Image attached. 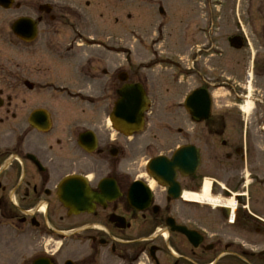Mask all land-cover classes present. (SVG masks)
Wrapping results in <instances>:
<instances>
[{
	"label": "flooded vegetation",
	"instance_id": "obj_1",
	"mask_svg": "<svg viewBox=\"0 0 264 264\" xmlns=\"http://www.w3.org/2000/svg\"><path fill=\"white\" fill-rule=\"evenodd\" d=\"M249 1L254 15L245 29L227 18L236 30L224 44L206 36L189 58L144 63L130 50L119 59L116 18L104 40L70 3L38 15L0 5V264H264V187L233 171L247 158L239 108L251 103L264 126V0ZM23 18L36 24L32 37L13 31ZM62 18L77 25L55 26ZM126 87L149 100L139 133L115 111ZM159 113L172 122L157 123ZM184 149L185 164L174 162ZM217 162L231 163L238 187L217 178L224 186L213 180L209 193L222 205L188 200Z\"/></svg>",
	"mask_w": 264,
	"mask_h": 264
},
{
	"label": "rangeland",
	"instance_id": "obj_2",
	"mask_svg": "<svg viewBox=\"0 0 264 264\" xmlns=\"http://www.w3.org/2000/svg\"><path fill=\"white\" fill-rule=\"evenodd\" d=\"M85 2L90 3L89 7L85 6ZM69 3L76 6L82 17L78 25L101 29L104 40L111 35L109 28L114 26V18H116L117 34L115 27L112 28L113 37L118 40L119 54L130 50L136 63L156 59L189 58L192 47L189 49L188 46L193 43L199 46L206 36L212 38L213 42L224 44L236 30L226 19L235 16L236 24L238 22L245 29L247 18L254 15L257 6V3L249 0L234 2L230 0H15V4H23L26 8L24 12H30L31 15H38V7L44 4L54 8L55 5ZM159 9L164 11V15L160 14ZM14 13V11L8 13V18H13ZM68 20L69 23L71 22L69 25H77L76 19ZM68 20L62 18L60 24L54 25L66 26ZM248 37L250 42L255 44V36L249 34ZM123 55L120 54L119 59ZM232 64L234 73H239L243 64L236 65L234 61ZM255 76L257 77L256 69ZM170 97L162 99V102L169 103L172 100ZM170 116L174 115L159 113L157 123L172 122ZM244 117L250 124L245 130L247 161L243 165L234 164L233 171L242 170L243 173L239 175L241 182H244L246 188L253 187L257 191L255 187H264V126L261 128L256 126L254 112ZM238 132L241 139V132ZM204 144L205 142L201 140L200 146ZM221 152L218 147L214 154L218 155ZM230 164V162L222 164L217 162L212 167L207 164L206 167L203 166L199 173V187L201 188L203 181L208 178L219 181L222 186L224 185L220 179L228 178V187L236 184L238 187L239 183L232 175H225L232 169L229 167ZM214 186L217 187L215 184Z\"/></svg>",
	"mask_w": 264,
	"mask_h": 264
},
{
	"label": "water",
	"instance_id": "obj_3",
	"mask_svg": "<svg viewBox=\"0 0 264 264\" xmlns=\"http://www.w3.org/2000/svg\"><path fill=\"white\" fill-rule=\"evenodd\" d=\"M0 5L5 9H8L11 5V0H0ZM36 24H34L30 19H21L14 25V31L17 34H28L32 35L35 32ZM23 30V32L21 31ZM25 30H28L26 33ZM34 30V32H33ZM231 43L235 45L234 47L239 48L240 46L236 45L238 42L236 40H231ZM197 95L193 94L187 100L190 103ZM120 101L115 109L116 113H118L119 117H121L124 121L135 123L138 130V127L142 124L143 113L146 110V106L148 104V100L145 98V95L140 87H126L122 90L120 94ZM210 103L206 98L200 103V114H203L202 118L199 117V121L205 118V113H208ZM194 115V113L191 111ZM189 152L186 150H181L176 153L174 156V162H182L185 164V159ZM195 158V168L197 167V153H194ZM188 239H191L192 235L189 232H184Z\"/></svg>",
	"mask_w": 264,
	"mask_h": 264
},
{
	"label": "bare ground",
	"instance_id": "obj_4",
	"mask_svg": "<svg viewBox=\"0 0 264 264\" xmlns=\"http://www.w3.org/2000/svg\"><path fill=\"white\" fill-rule=\"evenodd\" d=\"M242 110L244 112V114H248L250 111H251V104L250 103H247L245 104L243 107H242ZM212 185V182L211 181H206L203 185V188H202V191H201V194L197 197H192V196H189V195H186V198L188 200H192V199H196V201L200 204H210L212 206H218V205H222V202L218 199H212L209 191H210V187ZM230 204V208L233 209V205L231 203Z\"/></svg>",
	"mask_w": 264,
	"mask_h": 264
}]
</instances>
